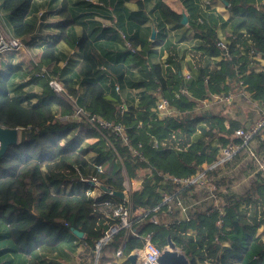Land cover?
<instances>
[{"label":"trees","instance_id":"1","mask_svg":"<svg viewBox=\"0 0 264 264\" xmlns=\"http://www.w3.org/2000/svg\"><path fill=\"white\" fill-rule=\"evenodd\" d=\"M59 1L57 14L63 20L47 24L56 29V39L39 46L38 59L27 71L12 63L0 72V126L21 132L20 142L0 157V224L6 226L7 245L0 247V256L9 253L26 256V264H56L34 251L52 249L73 237L85 248L80 258L92 264L94 240L115 223L112 211L123 203L133 211V234L125 239V255L142 248V237L149 233L161 248L170 236L189 264H264V240L256 236L264 222V129L250 140L255 158L248 157L247 147L241 146L229 160L221 161L222 149L241 145L242 134L250 129L249 122L228 115L236 97L264 105V66L257 70L248 66L250 51L264 58V0H222L232 13L233 33L244 34L231 40L227 54L200 36L199 45L192 48L200 61L192 63L196 71L189 78L183 74L182 60L175 56L168 57L165 66L152 62L160 58L153 47L161 33L153 41L148 34L138 33L150 18L143 7L148 1H154L157 20L168 21L174 28L182 26V14L162 0H137L136 12L124 10L127 18L104 26L91 17L95 8L103 7L102 2ZM32 2L0 0V18L8 23L9 35L20 38L22 44L41 26L28 18ZM84 9L88 10L81 13ZM59 42L75 49L81 60L60 53ZM60 62L66 65L61 68ZM71 64L74 68L66 74L64 67ZM17 73L29 75L38 92H23L24 84L10 82ZM51 79L60 83L62 96L50 87ZM125 87L138 90L141 114L123 100ZM162 97L174 113L158 117L153 108ZM205 99L206 107L202 106ZM77 116L80 120L74 119ZM91 116L110 127L91 126L86 121ZM115 125L123 128L122 135L114 132ZM79 128L86 129L84 140L95 141L82 143L75 132ZM196 175L204 179L203 185L181 186L170 179ZM126 177L140 181L141 186L127 193ZM80 178L127 197L122 200L102 190L98 197L87 195L92 187ZM71 183L80 185V190L66 192ZM210 186L215 187L217 200H202L190 209L187 220L180 221L174 199L201 200ZM164 195L169 199L163 200ZM244 210L249 211V221ZM123 239V230L112 235L99 252L98 264L110 262ZM227 240L229 246L224 245ZM107 250L111 254L104 257Z\"/></svg>","mask_w":264,"mask_h":264},{"label":"crops","instance_id":"2","mask_svg":"<svg viewBox=\"0 0 264 264\" xmlns=\"http://www.w3.org/2000/svg\"><path fill=\"white\" fill-rule=\"evenodd\" d=\"M58 0H33L30 11L28 13V18H32V20L35 23H42L44 22L48 16H53L52 14H50L51 9H54L52 7L56 6ZM89 3L92 4H101L100 2H102L103 7H97L94 9L95 11V16L98 17L100 19V21L102 20V26L104 25H113L117 19H122V18H127V16H125V12L124 10H128L129 12L133 13L136 12L138 10L137 7V0H105V2H103L102 0H87ZM163 2H167V0H162ZM180 5H181V9L179 11V7L173 8L172 9L176 12V13H180V14H185L187 21L186 23H182L181 27L178 28H174L173 25L171 23H169L168 21L165 20H157L156 18L158 17L156 11H152V7L154 4V1H148L144 3V13L145 15H147V17H150L149 20L147 22H145L141 28L139 29L138 33L142 36H146V34H148V40L153 41L154 39L151 38V30H154L155 33V37L159 36V33H161V39L158 42V45H156L155 47H153L154 50H156V52H158L159 57L162 58V60H164V66L166 65V59H168V57L171 56H175L177 58H179L180 56H182L183 54H189L192 51L193 47H197L199 45V37L200 36H204L207 39H209L211 42H214L215 46L217 45V43H221L224 45V49L222 47H219V50L222 51L223 54H225L226 52H228V48L229 45L231 43V40H233L236 36H240L241 34H244V31H236L235 34L232 31L231 28V23H230V18L232 16V13H229L228 9H227V4L224 3L222 0H177ZM71 3V7H72ZM76 11L77 8L79 6H75ZM51 8V9H49ZM43 11V13L46 12V15H44L43 13L40 14V19L41 17L43 18V20H38L36 18V15L38 13V11ZM37 11V12H35ZM35 12V13H34ZM0 13L1 10H0ZM40 13V12H39ZM43 14V15H42ZM75 14H79V11L76 12ZM42 15V16H41ZM105 15V16H104ZM107 16V17H106ZM30 18V19H31ZM107 18H110L107 19ZM112 19V20H111ZM38 20V21H37ZM106 22H104V21ZM189 21H191V23H188ZM124 23L126 24L127 22L124 21ZM193 23V25H192ZM53 24V23H52ZM206 25L204 28H200L198 25ZM41 25V24H39ZM8 27V23L6 25ZM128 25L125 26V28H127ZM53 28V27H52ZM50 27H47L46 30H50ZM128 30V29H127ZM130 30V29H129ZM134 31V28L132 29ZM148 32V33H147ZM50 33V32H49ZM54 33V32H51ZM57 34H42L40 33V28L37 29L30 35V39L28 40V43L25 44V42H23L22 46H28L31 45L32 43V39L34 37L43 40L41 42L47 44L48 42H51L53 40L56 39ZM154 37V38H155ZM37 39V40H38ZM38 45V44H37ZM39 48V47H38ZM241 48V47H240ZM57 49L59 50L60 53L63 54H68L71 51H73V48L66 46L65 43L63 42H59L57 44ZM72 49V50H71ZM20 51V50H18ZM74 55V59L76 61L81 60V57L79 56V54H77V51H73ZM66 57V56H65ZM158 59V58H156ZM250 60V66L251 68L257 70L260 67L264 66V58H262L260 55H254L251 58H249ZM74 61H72L73 63ZM14 63V62H12ZM61 63V62H60ZM16 64V63H14ZM18 65V64H17ZM61 68H63L64 62H62L61 64ZM22 67V66H21ZM23 68V67H22ZM74 68V66L68 65L66 68L64 67V70L66 71V74H69V72ZM249 68V67H248ZM190 66L183 64L182 62V70H183V74L185 75V70L189 71ZM192 73V72H191ZM190 73V76H191ZM188 74V73H186ZM129 89H133L132 87H125L123 90H129ZM36 92H38V87L36 90H34ZM128 92V91H127ZM126 92V93H127ZM126 93L123 95L124 98L123 100H126L125 96ZM136 96V94H135ZM216 98V96H215ZM218 99V98H216ZM215 99V100H216ZM226 102L228 103V100L226 98ZM127 101V100H126ZM138 102V101H137ZM128 103V101H127ZM129 104V103H128ZM207 99L202 101V106H207ZM140 107V106H138ZM255 107H257V117L253 120V122L249 123L250 128L254 125V123H256L257 120H259L263 115H264V105L263 106H257V104L255 105ZM141 109L143 110V107H141ZM252 149L254 148V144H251ZM264 160V157H263ZM259 162V161H258ZM259 167H263L262 166V162H259ZM125 184H127L129 186V184H132V187H136L138 188V180H126L124 181ZM135 184V186H133ZM66 192L70 193V192H77L80 190V185H77L75 183H71L70 187L66 188ZM135 189V188H134ZM132 188V190H134ZM6 232V226H4L3 224H0V247L4 248V246L6 245V241H4L5 239L4 237V233ZM264 233H262V238ZM83 237V236H82ZM3 238V239H2ZM225 246H229L230 245V241H225L224 242ZM84 247L81 241L75 239V238H67V240L64 241L63 244L58 245L57 247H53L52 249L49 248H39L36 251H34V253L37 254H41L42 257L47 260V261H51V262H56V264H65L67 263H72L73 262V258L75 256L77 263L76 264H87L89 263V261L86 259V257H81L80 256L83 254L84 251ZM131 253V252H130ZM129 253V254H130ZM98 255L97 257L95 255V259L92 262V264L96 263L98 264ZM126 256V260H121L118 262V264H122L125 261H128ZM26 256H17L14 257L13 255L9 254V253H5L2 256H0V263H8L9 264H26L25 261ZM109 262H104V264H108Z\"/></svg>","mask_w":264,"mask_h":264},{"label":"built area","instance_id":"3","mask_svg":"<svg viewBox=\"0 0 264 264\" xmlns=\"http://www.w3.org/2000/svg\"><path fill=\"white\" fill-rule=\"evenodd\" d=\"M216 46L222 47L224 49V45L221 43H217ZM22 48V42L20 38L9 36V37H4L0 36V53L3 51H11V50H19ZM70 54H73V51L70 52ZM227 54V52L225 53ZM185 76V75H184ZM186 78L190 77V74H186ZM49 85L53 89L56 94L59 96H62V88L61 85L58 81L51 79L49 80ZM117 88V87H116ZM153 111L156 113L158 117L166 116V115H171L174 113L173 108L169 106L168 100L165 98H159L156 101L155 107L153 108ZM77 113L80 115L81 111H77ZM74 118H78L74 117ZM64 119V118H62ZM66 120V119H64ZM86 121L89 122L91 126H95L96 123L99 124V126L103 129H106V127H110L109 123H105L101 121L100 119H96L94 116L87 117ZM115 133H120L121 135L123 134V128L119 125H115L112 127ZM261 128L264 129V115L254 123V125L246 132L242 134V144L235 146H227L222 149V156H221V161L229 160L230 157L240 148L241 146H246L247 147V155L248 157L255 158V153L252 149L250 140L252 136L258 132ZM126 138H124L125 140ZM261 139L264 141V131L261 134ZM171 181L175 184L178 185H189L193 182H196L200 185L204 184V179L200 175H196L195 177H182V178H176L172 177L170 178ZM79 181L81 182H86L88 183L87 180L80 178ZM90 185L93 186V188L89 189L86 194L97 197L100 195V187L103 186V184L93 181L90 182ZM138 185L140 186L141 183L138 181ZM130 187L128 186L126 188V192L128 193L130 191ZM214 186H210L209 188V193L207 195H204L201 200H189L190 202H185L182 201L180 198L174 199V204L176 206V209L178 211V219L180 221H184L188 219L190 209L194 206L200 205L203 201L202 200H210L214 199L215 196H213L214 191H215ZM109 194L110 191H108ZM169 197L167 195H164L163 200H167ZM112 218L114 219L115 223H112L109 225V228L105 232V234L97 239H95V253L98 254L99 251L108 244L109 239L112 235L118 233L119 231L123 230L124 231V239L123 242L120 244V246L116 249L112 260L108 264H118L119 261L121 260H126V256L123 254V248L125 246V239L128 237V234H133L132 232V224H133V211L131 210L130 205H125L123 203L118 204L112 211ZM184 219V220H183ZM156 223V220H153ZM218 225H220V221L217 222ZM143 240V245L142 248L131 251V252H137L138 257L136 260V264H160L158 262V256L161 254L162 249L154 242H152V239H150V234H146V236L142 237ZM67 264V263H65ZM96 264V263H95Z\"/></svg>","mask_w":264,"mask_h":264},{"label":"rangeland","instance_id":"4","mask_svg":"<svg viewBox=\"0 0 264 264\" xmlns=\"http://www.w3.org/2000/svg\"><path fill=\"white\" fill-rule=\"evenodd\" d=\"M78 1H81V0H74L73 3H76ZM165 3L170 8H172V7L173 8L179 7V11L180 10L182 11L181 5H180V3L177 0H167V2H165ZM59 7H60V1L58 0L57 3H56V6L55 7H52L54 9L49 8V9H51L50 14H52L53 16L52 17L51 16H48L47 19L44 22L39 23V24H41V26H37V29L40 28V33L45 34V35H48V34H51L52 35L54 33L57 34L56 29H53L52 27H50L47 24H50V23H53L54 24V23H57V22H60L61 20H63V18L62 17H59L58 14H57V11H58ZM74 8H76V7H74ZM87 10L88 9L81 10V13L84 12V11H87ZM35 12H37V11H35ZM41 13H43L42 10L41 11H38V13L36 15V18L38 20H41V19L43 20L42 17H41V19L39 18ZM43 14L46 15V12L43 13ZM80 15L82 16V14H80ZM37 16H39V17H37ZM91 17L94 20L100 21V19L98 17H96L95 15L94 16H91ZM2 20L0 18V36L9 37L10 35H9L8 31H7V27L4 24V21H2ZM100 22H102V20ZM104 22H106V21H104ZM39 24H37V25H39ZM47 27H50L51 29L50 30H46ZM75 29L77 30V32L79 31V28H75ZM51 32H54V33H51ZM119 34H121L120 36L123 39L124 38V34H122L120 31H119ZM37 39L38 38L34 37L32 39L31 45H29V47L28 46H22V48L19 49L20 51H18V50H14V51L11 50V51H3V52H1L0 53V72L3 73L5 71V69H6V67H8V65H11L12 62L18 64V66L20 65V68L23 69V70H25V71H27L28 68L30 69L31 62L37 61L38 56H39L38 54L40 52V47H42L45 44V43H42L41 44V42L43 40H40V39L37 40ZM124 44H125L126 47H128V43H127L126 40H125ZM37 46L38 47L40 46V47L38 48ZM122 46H123V43H122ZM73 51H76V50L73 49ZM196 55H197L196 53H194L193 51H191L189 54H183L182 56H180L178 58V59H181L182 60L183 64L190 66L189 71L188 70H185V71H187V72H185V76H186V73L190 74L194 70L193 69L194 67H192V63H198V61H200L199 60V56L197 55L198 57H196ZM249 56H253V52L250 51V55ZM151 60H152V62L155 65H163L165 63L164 60H162V58H158V59H154L153 58ZM194 71H196V70H194ZM26 81L28 83H24ZM10 82H12L14 85H17L19 83L24 84V85H22V89H21V91H23V92H29L30 90L31 91H34L38 87V86H36L35 82L31 81V77L29 75L28 76H21L18 73L11 78ZM117 90H119V89L117 88ZM137 92H138V90H135V89L123 90V95L126 93L125 98L128 101V103L131 104V105H133L134 107H136L138 109L137 110V114H141L142 109H140L141 107L140 108L138 107L139 105H138V102H137V95L135 96V94H138ZM14 93H18V90L15 91ZM123 98H124V96H123ZM236 99H237V102H236V104L233 107H230V109L228 110V115H231V116H239V118L241 120H245V121H247V123L248 122L249 123L253 122V120L257 117V107H255V103L254 102L249 103L248 100H247V102H248L247 103L245 101L246 99H244L242 97H236ZM117 107H119V106H117ZM56 113H58V111ZM74 119L80 120L78 118H74ZM60 120L62 122H66V120H64L62 118H60ZM75 132H77L80 135V139H82V143H84V144H86L88 142L91 143V142H94L95 141L94 138H88L86 140L83 139L82 135L85 134L86 129L79 128V130H77ZM196 135H199V132H197ZM251 144H254V143H251ZM107 166H109V164H107ZM133 186H135V184ZM140 186H138V187H140ZM127 187H128V185H127ZM129 187H132V184H129ZM233 187L236 188L237 185H234ZM132 188L133 189L134 188H137V186L136 187H132ZM213 196H215V199H216L215 193L213 194ZM203 201H208V199L207 200H203ZM244 214H245L244 217L248 220L249 211L248 210H244ZM262 217L264 218V215ZM262 233H264V222H263V224H261L259 226V228H258V230L256 232V236H258V237L260 236L261 237L262 236ZM263 237H264V235H263ZM164 248H162V249H164ZM105 252H106L105 255H104V253H102V255H104V257H108L111 254L110 253V250H107ZM72 260H73L72 263H67V262L66 263L67 264H76L77 263V260H76L75 256H74V258ZM99 264H102V263L100 262Z\"/></svg>","mask_w":264,"mask_h":264},{"label":"water","instance_id":"5","mask_svg":"<svg viewBox=\"0 0 264 264\" xmlns=\"http://www.w3.org/2000/svg\"><path fill=\"white\" fill-rule=\"evenodd\" d=\"M187 18L186 15H182L181 22L186 23ZM151 38L154 39L155 33L154 30H151ZM20 130L18 128L7 129L0 126V157L8 150L9 147L13 146L14 144L19 143L20 141ZM104 191H108L106 187H102ZM112 194L119 199H123V194L119 192L113 191ZM72 233L76 235L78 238H81L83 235L78 230H73ZM167 245L158 256V262L160 264H189L188 258L180 252L177 248L175 243L170 239V236H167ZM138 257L137 252H133L128 254L127 259L129 260L130 264H135Z\"/></svg>","mask_w":264,"mask_h":264},{"label":"bare ground","instance_id":"6","mask_svg":"<svg viewBox=\"0 0 264 264\" xmlns=\"http://www.w3.org/2000/svg\"><path fill=\"white\" fill-rule=\"evenodd\" d=\"M20 136H21V135H20ZM126 180H128L127 177H126L125 181H126ZM90 182H92V181H90ZM87 184L90 185L89 182H88ZM123 184L125 185V189H126V188H127V184H125V182H124ZM103 186H104V185H103ZM103 186L100 187V191L102 190L103 192H106V193H108V191H110V193H111L110 195L114 196V195L112 194V191H111L109 188H107L106 186H104V187H106V188L108 189V191H104L103 188H102ZM91 187L93 188L92 185H91ZM130 189L132 190V187H130ZM100 195H101V193H100ZM100 195H99V196H100ZM92 197H93V196H92ZM97 197H98V196H97ZM124 197H127V193H126V196H124V194H123V199H122V200H124ZM160 248H161V247H160ZM161 249H162V248H161ZM133 251H134V250H133ZM162 251H163V249H162ZM99 252H100V251H99ZM131 253H133V252H131ZM98 254H99V253H98ZM96 257H97V254H96ZM135 264H136V263H135Z\"/></svg>","mask_w":264,"mask_h":264}]
</instances>
